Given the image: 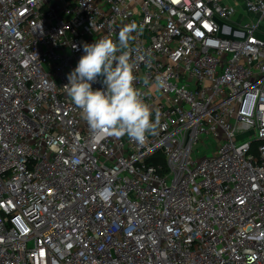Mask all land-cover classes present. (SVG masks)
I'll use <instances>...</instances> for the list:
<instances>
[{
    "label": "built area",
    "instance_id": "1",
    "mask_svg": "<svg viewBox=\"0 0 264 264\" xmlns=\"http://www.w3.org/2000/svg\"><path fill=\"white\" fill-rule=\"evenodd\" d=\"M133 22L142 144L64 88ZM0 264H264V0H0Z\"/></svg>",
    "mask_w": 264,
    "mask_h": 264
},
{
    "label": "clouds",
    "instance_id": "2",
    "mask_svg": "<svg viewBox=\"0 0 264 264\" xmlns=\"http://www.w3.org/2000/svg\"><path fill=\"white\" fill-rule=\"evenodd\" d=\"M136 31L137 25L133 22L121 29L118 43L111 38L85 43L84 55L68 74L64 88L92 130L116 137L127 136L142 144L148 134H156L160 116L157 113L153 121L149 105L134 86L137 78L129 41ZM98 77L103 78V87L94 90L92 84ZM143 82L148 84L147 79ZM156 84L160 88L166 86L160 77Z\"/></svg>",
    "mask_w": 264,
    "mask_h": 264
},
{
    "label": "crops",
    "instance_id": "3",
    "mask_svg": "<svg viewBox=\"0 0 264 264\" xmlns=\"http://www.w3.org/2000/svg\"><path fill=\"white\" fill-rule=\"evenodd\" d=\"M238 0H224L225 3H228V4H233L235 2H237ZM234 18H243V11L241 8H239V10L236 12V14L234 15Z\"/></svg>",
    "mask_w": 264,
    "mask_h": 264
},
{
    "label": "rangeland",
    "instance_id": "4",
    "mask_svg": "<svg viewBox=\"0 0 264 264\" xmlns=\"http://www.w3.org/2000/svg\"><path fill=\"white\" fill-rule=\"evenodd\" d=\"M238 19V18H236ZM210 149H206L205 146L203 144H200L196 149L195 152L198 154H204V153H210Z\"/></svg>",
    "mask_w": 264,
    "mask_h": 264
}]
</instances>
